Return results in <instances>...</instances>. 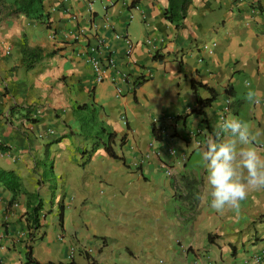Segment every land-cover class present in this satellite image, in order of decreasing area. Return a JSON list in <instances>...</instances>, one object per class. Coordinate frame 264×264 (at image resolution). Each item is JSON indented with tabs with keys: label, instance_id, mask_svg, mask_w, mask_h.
<instances>
[{
	"label": "crops",
	"instance_id": "0c3cea01",
	"mask_svg": "<svg viewBox=\"0 0 264 264\" xmlns=\"http://www.w3.org/2000/svg\"><path fill=\"white\" fill-rule=\"evenodd\" d=\"M43 6L46 22L0 20V168L35 195L12 199L0 182V264H36L28 254L39 264H264V191L215 212L201 159L222 136L227 99L264 155V0H192L178 25L164 16L168 0ZM25 41L44 49L31 67ZM90 56L106 67L102 82ZM209 89L204 117L193 110ZM83 104L115 133L117 157L93 149ZM185 175L199 181L192 193ZM28 201L41 203L35 230ZM72 245L88 251L70 258Z\"/></svg>",
	"mask_w": 264,
	"mask_h": 264
},
{
	"label": "clouds",
	"instance_id": "9594fccd",
	"mask_svg": "<svg viewBox=\"0 0 264 264\" xmlns=\"http://www.w3.org/2000/svg\"><path fill=\"white\" fill-rule=\"evenodd\" d=\"M253 93H249V99ZM204 145L209 207L217 213L238 208L253 192L264 191V155L256 145L251 126L237 117L223 118Z\"/></svg>",
	"mask_w": 264,
	"mask_h": 264
},
{
	"label": "trees",
	"instance_id": "16d2710c",
	"mask_svg": "<svg viewBox=\"0 0 264 264\" xmlns=\"http://www.w3.org/2000/svg\"><path fill=\"white\" fill-rule=\"evenodd\" d=\"M192 0H168V6L165 9L164 16L171 23L178 25L180 20H182L187 12L189 5ZM20 15L25 16L30 19L37 20L39 22L48 21V13L44 11L43 0H13L10 3L0 0V20L8 18H17ZM23 62L26 66L31 67L34 62L38 61L44 55V49L39 46L31 47L24 42L23 47ZM48 54H53L49 52ZM196 83L192 81V88L196 90ZM212 96L210 98H198L197 105L193 112L205 117L204 108L209 106L213 99V91L209 89ZM81 110H84L88 116L81 117L83 120L84 134L90 137L95 142L93 143V149L102 146L110 156L117 157L113 150L112 144L115 140V133L110 131L103 124L97 122L93 107L83 104L79 106ZM205 120V118H204ZM92 122V124H91ZM152 134L157 140L162 138L160 129L156 128L155 125L152 126ZM0 150H8L4 145L0 144ZM182 181L184 187L189 193L199 184V181L195 178H191L187 175L182 176ZM0 182L3 183L8 190L12 193V199H15L19 195H27L28 199L31 200L35 195L26 191L23 183L19 176L12 170H5L0 168ZM29 213H28V227L29 230L37 229L39 227V213L41 208V203L37 205L32 204L28 201ZM33 237V232L30 233V238ZM28 262H33L39 264L31 259L28 254Z\"/></svg>",
	"mask_w": 264,
	"mask_h": 264
},
{
	"label": "built area",
	"instance_id": "2783aa9c",
	"mask_svg": "<svg viewBox=\"0 0 264 264\" xmlns=\"http://www.w3.org/2000/svg\"><path fill=\"white\" fill-rule=\"evenodd\" d=\"M116 37H117V38H123L124 41H125L128 45H130V40H129V38H128L126 35H125L124 37H122L121 35H117V34H116ZM146 42H147L148 44H150V43H151V40L147 39ZM100 45H102V41H101L100 39H98L97 47L100 46ZM129 47H130V46H129ZM95 48H96V46H95V47H92V51H94ZM6 52L9 53V49H7ZM127 52L129 53V52H130V49H128ZM89 61H90L91 66H92V69H93V72H94V75H95V80H96V82H102L103 80H105V79H106V77H105V70H106V67H104V65L102 64V62H101L99 59H97L96 57H94V56H90ZM106 64H107V67L110 66V65H112V64H113V60H112L111 58H107V59H106ZM149 75H150V72L147 71V76H149ZM126 78H127V76H126ZM111 80H112V82L114 83V80H113V79H111ZM114 90H115V94H116L117 96H122V92H123V91H122L121 87L115 85ZM232 115H233V113H232V102H231L230 99H227V100L225 101L224 106H223L222 109H221V112H220L219 118H220V120L223 119V118H230V117H232ZM123 120H126V119H125V116L123 117ZM156 122H157V121H156ZM158 122H159V121H158ZM218 135H220V134L218 133ZM0 143H1V139H0ZM168 151H169V153H170L171 155L174 154V149L169 148ZM159 153H160V152L158 151L157 154H159ZM164 167H167V166L164 164ZM166 174H167V175H171V172L169 171V169L166 170ZM81 248H82V250H83L84 252H87V251H88L87 248L82 247V246H80V245H72V246L70 247V253H69L70 258H72L73 255H74L75 253H78V252L81 250Z\"/></svg>",
	"mask_w": 264,
	"mask_h": 264
}]
</instances>
